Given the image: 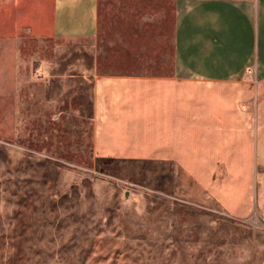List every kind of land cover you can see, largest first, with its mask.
<instances>
[{
	"label": "rangeland",
	"instance_id": "rangeland-1",
	"mask_svg": "<svg viewBox=\"0 0 264 264\" xmlns=\"http://www.w3.org/2000/svg\"><path fill=\"white\" fill-rule=\"evenodd\" d=\"M174 2L99 0L96 51L52 34L50 0H0V264H264V159L234 218L173 164L94 156L106 49L168 44Z\"/></svg>",
	"mask_w": 264,
	"mask_h": 264
},
{
	"label": "crops",
	"instance_id": "crops-1",
	"mask_svg": "<svg viewBox=\"0 0 264 264\" xmlns=\"http://www.w3.org/2000/svg\"><path fill=\"white\" fill-rule=\"evenodd\" d=\"M50 2L52 34L97 51L99 0ZM137 29L94 76V156L173 164L228 215L250 216L264 159V0H175L168 44L153 29L146 45Z\"/></svg>",
	"mask_w": 264,
	"mask_h": 264
}]
</instances>
